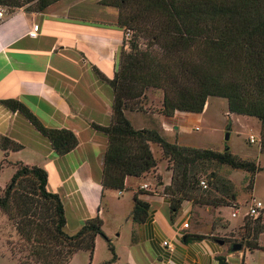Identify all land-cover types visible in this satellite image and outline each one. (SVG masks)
<instances>
[{"label":"trees","instance_id":"obj_1","mask_svg":"<svg viewBox=\"0 0 264 264\" xmlns=\"http://www.w3.org/2000/svg\"><path fill=\"white\" fill-rule=\"evenodd\" d=\"M58 1L0 0V8L10 9L8 14L21 8L39 13ZM101 4L117 10V27L123 36L126 30L132 32L129 51L121 50L118 72L110 81L102 79L114 96L112 124L101 129L108 137L102 191L121 192L126 178L147 177L156 170L151 145L171 163L170 184L162 195L169 202L172 217L180 212L183 202L198 203L203 196L199 176L212 164L247 172L248 184L253 186L254 176L264 170L257 161L241 159L227 148L220 152L180 146L155 130H135L126 112H144L142 102L148 90L162 91L161 113L165 117L175 112L201 114L210 98L225 99L230 114L258 120L260 151L264 153V0H102ZM140 40L146 49L140 48ZM1 103L23 115L49 141L57 156L78 145L71 132L44 128L22 103ZM22 149L0 135L4 154L0 169L10 165L14 170L5 188L0 189V211L13 224L21 251L27 253L18 264H68L79 252L87 253L91 260L96 239L105 238L102 221L88 219L69 235L63 201L47 190V172L22 162L8 163L7 154ZM222 194V198L213 199L214 207L238 208L235 193L228 190ZM148 211L149 205L134 196L132 222L142 224ZM243 230L239 242L220 241L230 251L235 245L249 251L264 250L258 242L264 234L261 215L246 221ZM218 261L227 264L224 258Z\"/></svg>","mask_w":264,"mask_h":264},{"label":"crops","instance_id":"obj_2","mask_svg":"<svg viewBox=\"0 0 264 264\" xmlns=\"http://www.w3.org/2000/svg\"><path fill=\"white\" fill-rule=\"evenodd\" d=\"M101 1L60 0L43 12L17 9L0 19V135L23 147L7 154L8 163L22 162L47 172V190L63 201L69 235L75 234L84 221L98 217L105 238L112 243L104 226L117 223L113 235L121 238L123 227L116 221L121 218V223L130 228L128 239L132 245L106 264H219V257L227 264H264V250L230 251L227 244L215 239L217 228L212 229L211 220L196 224L197 208L192 202H183L180 212L172 217L169 202L162 195L170 184L168 171V178H162L156 187L150 176L128 177L123 191H102L108 137L101 129L112 124L114 100L112 89L102 79L114 78L121 50L128 52L129 48L123 31L117 27V10L103 6ZM34 26H38V35L32 38L28 33ZM145 98L149 109L126 112L135 130H155L178 145H199L194 133L201 129L212 101L201 114L175 112L165 117L161 113L162 91L150 90ZM8 100L22 103L44 128L71 132L78 141L76 148L57 156L49 141L23 115L1 103ZM226 114L235 116L228 111ZM7 167L14 172L10 165ZM155 174H160L159 168ZM145 185L147 188L142 189ZM128 191L132 193L131 203L123 210L111 192L121 193L124 200ZM134 196L149 205L148 215L139 225L131 219ZM205 211L211 218L209 209ZM186 221L190 226L183 231ZM222 225L227 231V225ZM193 236L202 239L194 240ZM262 236L258 242L264 249ZM101 240L96 239L91 260L87 253L79 252L69 264L81 254L89 264H96ZM165 241L173 246L172 250L163 246Z\"/></svg>","mask_w":264,"mask_h":264},{"label":"rangeland","instance_id":"obj_3","mask_svg":"<svg viewBox=\"0 0 264 264\" xmlns=\"http://www.w3.org/2000/svg\"><path fill=\"white\" fill-rule=\"evenodd\" d=\"M6 11H10V9L6 8ZM140 48L143 50L146 49V44L143 40H140ZM149 91L150 90L146 93ZM152 93L155 92L153 91ZM209 101H212L213 105L204 116L205 121L201 129L194 133V138L199 141V145L192 146L191 144H181L180 146L212 149L220 152L227 148L233 155L241 159L257 161L259 166L264 169V153L260 151V124L258 120L241 116L227 117L226 113L228 108L225 99L210 98L208 102ZM142 104L144 109H149V100L147 98L143 100ZM250 135H254L259 139V142L254 145L249 144ZM151 150L156 159L160 174L156 175V170H154L148 176L153 178L151 182H153V185L156 187V185L161 182L162 178H168L167 171L171 174V163L156 145L151 146ZM1 160L2 153L0 152V162ZM12 174V170L9 167L5 166L3 169H0V189L5 188ZM211 174L214 176H210ZM199 179L205 182L206 188H202L200 185L201 189L199 193L203 196L196 200V202H198L197 204H194L197 208L196 224L204 225L211 220L212 229L217 228V231H214L215 239L239 242L242 236H244V223L250 219H255L251 217L244 218L248 207L254 202H260L264 208V170L254 176V183L251 187L248 184L249 174L247 172L232 170L227 166L215 164L209 166L208 171L201 174ZM230 185L232 189L228 188ZM228 190L235 193L236 202L234 204L238 208L214 207L213 199L222 198V192H227ZM111 193L117 196V201H120L119 205L123 206V210H125L124 207H126V205H130L132 199V193L130 191L125 192L124 200H122L118 192ZM206 209H209L211 218L208 215L206 216L208 213H206ZM234 212H237L238 215L233 218L232 214ZM123 213L124 211L121 212V214ZM260 215L262 219H264V211H262ZM116 221H119L122 225L124 235H122L121 238L114 237L113 232L117 223H106L104 230L113 240V242L110 243L113 252L109 250L106 239L100 237L103 241L101 240V248L97 253L96 264H106L108 260L112 261L116 254H121L129 245H132L129 240L130 238L128 239V230H130V228L127 229L126 226L121 223L120 217L119 220ZM222 224L227 225V228H225L227 231L222 229L224 228ZM261 242L264 243V236H262ZM18 243L19 239L13 224L8 221L6 216L0 211V264H18L17 261L27 255V253L21 251V246H19ZM84 256V254L78 255L70 264H89L88 258L85 260Z\"/></svg>","mask_w":264,"mask_h":264},{"label":"built area","instance_id":"obj_4","mask_svg":"<svg viewBox=\"0 0 264 264\" xmlns=\"http://www.w3.org/2000/svg\"><path fill=\"white\" fill-rule=\"evenodd\" d=\"M21 9H23V8H21ZM7 14H8V13H7V11H6V8L1 7V8H0V19H2V18H3L5 15H7ZM28 35H29V37H32V38L37 37V35H38V26H34V27L32 28V30L29 31ZM130 37H132V32L129 31V30H126L125 35H124V39H125V43H126V45H127L128 48H129V41L131 40ZM258 142H259V139H257L254 135H250V136H249V144L254 145V144L258 143ZM200 185L202 186V188H206V184H205V182L201 181V182H200ZM146 188H147L146 185L142 187V189H146ZM119 194H121V193H119ZM262 210H263V206H262V204H261L260 202H254V203H252V204L248 207V209H247V213H246L245 216H246V217H251V218H257V217L260 216ZM237 215H238V213H237V212H234V213L232 214V217L234 218V217H236ZM189 226H190V225H189V221H186V222L182 225V230H183V231H187V230L189 229ZM163 246H164V247H167L169 250H172V249H173V246H172L170 243H168L167 241L163 242Z\"/></svg>","mask_w":264,"mask_h":264},{"label":"water","instance_id":"obj_5","mask_svg":"<svg viewBox=\"0 0 264 264\" xmlns=\"http://www.w3.org/2000/svg\"><path fill=\"white\" fill-rule=\"evenodd\" d=\"M241 249L240 245L233 246V251H239Z\"/></svg>","mask_w":264,"mask_h":264}]
</instances>
